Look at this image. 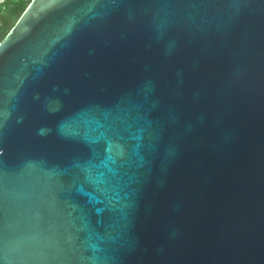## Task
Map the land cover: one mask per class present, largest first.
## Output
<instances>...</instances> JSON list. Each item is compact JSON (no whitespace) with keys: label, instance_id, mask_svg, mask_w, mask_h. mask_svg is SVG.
Instances as JSON below:
<instances>
[{"label":"water","instance_id":"obj_1","mask_svg":"<svg viewBox=\"0 0 264 264\" xmlns=\"http://www.w3.org/2000/svg\"><path fill=\"white\" fill-rule=\"evenodd\" d=\"M0 264H264V0H32L0 42Z\"/></svg>","mask_w":264,"mask_h":264},{"label":"trees","instance_id":"obj_2","mask_svg":"<svg viewBox=\"0 0 264 264\" xmlns=\"http://www.w3.org/2000/svg\"><path fill=\"white\" fill-rule=\"evenodd\" d=\"M32 0H6L3 5L0 6V42L8 34L13 27L11 25L12 18L15 16H21L26 10L28 2ZM8 7L9 12L4 10Z\"/></svg>","mask_w":264,"mask_h":264},{"label":"rangeland","instance_id":"obj_3","mask_svg":"<svg viewBox=\"0 0 264 264\" xmlns=\"http://www.w3.org/2000/svg\"><path fill=\"white\" fill-rule=\"evenodd\" d=\"M5 1H6V0H1V1H0V6L3 5ZM29 4H30V2H28V5H29ZM28 5H27V7H28ZM27 7H26V8H27ZM4 11H5V12H9L8 7H6V9H5ZM1 14H2V12L0 13V16H1ZM19 18H20L19 16H15V17H13V18H12V21H11V25L14 26V25L16 24V22L18 21ZM11 29H12V28H11Z\"/></svg>","mask_w":264,"mask_h":264}]
</instances>
